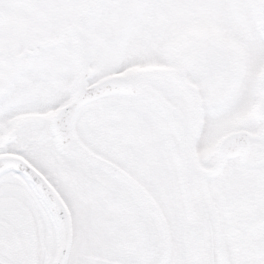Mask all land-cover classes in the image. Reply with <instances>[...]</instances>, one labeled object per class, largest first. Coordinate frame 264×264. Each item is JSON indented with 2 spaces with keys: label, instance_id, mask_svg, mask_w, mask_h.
Returning a JSON list of instances; mask_svg holds the SVG:
<instances>
[{
  "label": "snow or ice",
  "instance_id": "obj_1",
  "mask_svg": "<svg viewBox=\"0 0 264 264\" xmlns=\"http://www.w3.org/2000/svg\"><path fill=\"white\" fill-rule=\"evenodd\" d=\"M0 264H264V0H0Z\"/></svg>",
  "mask_w": 264,
  "mask_h": 264
}]
</instances>
